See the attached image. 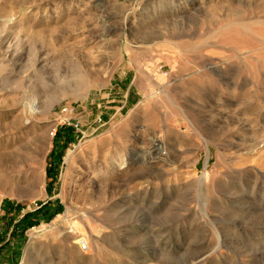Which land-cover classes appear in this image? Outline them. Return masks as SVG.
<instances>
[{
	"label": "rangeland",
	"instance_id": "1",
	"mask_svg": "<svg viewBox=\"0 0 264 264\" xmlns=\"http://www.w3.org/2000/svg\"><path fill=\"white\" fill-rule=\"evenodd\" d=\"M0 239L15 264H264V0H0Z\"/></svg>",
	"mask_w": 264,
	"mask_h": 264
},
{
	"label": "trees",
	"instance_id": "2",
	"mask_svg": "<svg viewBox=\"0 0 264 264\" xmlns=\"http://www.w3.org/2000/svg\"><path fill=\"white\" fill-rule=\"evenodd\" d=\"M74 140L72 128L69 126H63L59 128L54 136V146L51 150L49 157H50V166L52 168L48 169V175L51 176V171H56L57 165L61 159V153L62 149L70 142ZM50 171V173H49ZM43 206H40L39 208L34 209L31 212H27L25 215H23L17 222H14L12 224V229L10 230V234H14L16 232L22 234L24 230L32 225H36L41 219H48L52 214V212L46 208H42ZM60 210V207H57L56 212ZM2 240L0 239V256L7 257L9 259L10 264H15L18 260L19 254H18V247H12V242L10 239L6 240L5 242L1 243ZM4 247H7L12 252L11 256H9L10 253H2L1 250H4ZM4 254V255H3Z\"/></svg>",
	"mask_w": 264,
	"mask_h": 264
},
{
	"label": "bare ground",
	"instance_id": "3",
	"mask_svg": "<svg viewBox=\"0 0 264 264\" xmlns=\"http://www.w3.org/2000/svg\"><path fill=\"white\" fill-rule=\"evenodd\" d=\"M89 228V227H88ZM79 242H86V239L85 238H76L75 241L73 243H79ZM87 245V244H86Z\"/></svg>",
	"mask_w": 264,
	"mask_h": 264
},
{
	"label": "crops",
	"instance_id": "4",
	"mask_svg": "<svg viewBox=\"0 0 264 264\" xmlns=\"http://www.w3.org/2000/svg\"><path fill=\"white\" fill-rule=\"evenodd\" d=\"M16 233H17V232H16ZM16 233H15V234H16Z\"/></svg>",
	"mask_w": 264,
	"mask_h": 264
}]
</instances>
